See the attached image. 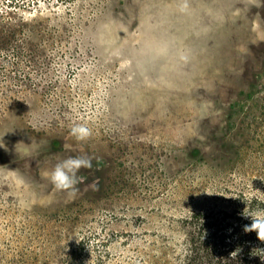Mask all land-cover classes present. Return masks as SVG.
<instances>
[{"label": "rangeland", "instance_id": "374dc122", "mask_svg": "<svg viewBox=\"0 0 264 264\" xmlns=\"http://www.w3.org/2000/svg\"><path fill=\"white\" fill-rule=\"evenodd\" d=\"M62 2L0 7V264H181L194 213L264 211V0Z\"/></svg>", "mask_w": 264, "mask_h": 264}, {"label": "trees", "instance_id": "16d2710c", "mask_svg": "<svg viewBox=\"0 0 264 264\" xmlns=\"http://www.w3.org/2000/svg\"><path fill=\"white\" fill-rule=\"evenodd\" d=\"M46 1L51 0H0V7L8 11ZM56 1L63 3L64 0ZM245 203L264 206V199ZM243 210L194 213L188 252L181 264H264V241L259 240L255 232L243 231V226L251 223L250 218L241 215ZM233 252L236 255H232Z\"/></svg>", "mask_w": 264, "mask_h": 264}, {"label": "clouds", "instance_id": "9594fccd", "mask_svg": "<svg viewBox=\"0 0 264 264\" xmlns=\"http://www.w3.org/2000/svg\"><path fill=\"white\" fill-rule=\"evenodd\" d=\"M71 135L78 141L85 140L90 136V130L82 125H77L71 128ZM0 147L6 148L2 139H0ZM82 167L91 168V160L82 156L68 157L55 165L49 174V179L56 190L67 191L74 196L78 190L76 186L80 183L77 173ZM241 215L251 220L250 224L243 226V231L246 233L255 232L257 238L264 241V211L253 212L245 207ZM232 255H236V252H233Z\"/></svg>", "mask_w": 264, "mask_h": 264}]
</instances>
